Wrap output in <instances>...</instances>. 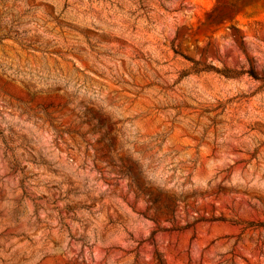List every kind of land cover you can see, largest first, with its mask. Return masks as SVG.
Masks as SVG:
<instances>
[{"label": "rangeland", "instance_id": "374dc122", "mask_svg": "<svg viewBox=\"0 0 264 264\" xmlns=\"http://www.w3.org/2000/svg\"><path fill=\"white\" fill-rule=\"evenodd\" d=\"M0 264H264V0H0Z\"/></svg>", "mask_w": 264, "mask_h": 264}]
</instances>
